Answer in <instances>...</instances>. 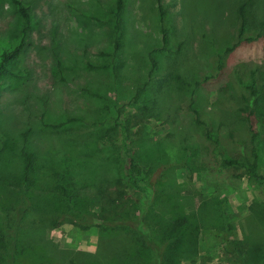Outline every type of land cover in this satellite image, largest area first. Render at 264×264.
Returning a JSON list of instances; mask_svg holds the SVG:
<instances>
[{
    "label": "rangeland",
    "instance_id": "1",
    "mask_svg": "<svg viewBox=\"0 0 264 264\" xmlns=\"http://www.w3.org/2000/svg\"><path fill=\"white\" fill-rule=\"evenodd\" d=\"M22 1L32 18L28 44L0 75V264H132L124 258L135 250L138 264H153L137 231H102L97 217L85 230L65 221L54 227L35 208L52 191L60 147L70 136L76 141L68 149L76 157L70 176L80 209L98 215L100 182L105 187L112 179L107 186L113 187L123 162L107 124L126 119L142 176L156 191L143 204L123 179L124 216L141 219L156 240L170 220L186 217L191 226L183 229L186 253L178 264H242L224 247L221 213L240 253L258 263L264 255V180L223 159L250 158L240 107L253 70L260 91L255 113L264 122V0H161L170 48H181L154 54L158 66L150 78L148 53L161 45L156 0H124L116 56L115 0ZM244 3L242 38L249 40L226 51L237 43ZM20 20L10 1L0 0V49L19 38ZM58 123L64 125L52 128ZM26 129L35 169L29 175L33 186L21 196L15 182L23 169L19 137ZM255 147L257 172L264 176V132ZM30 236L44 240L40 251Z\"/></svg>",
    "mask_w": 264,
    "mask_h": 264
},
{
    "label": "trees",
    "instance_id": "2",
    "mask_svg": "<svg viewBox=\"0 0 264 264\" xmlns=\"http://www.w3.org/2000/svg\"><path fill=\"white\" fill-rule=\"evenodd\" d=\"M10 3L15 7L19 17H20V35L18 39L10 42L8 46H4L0 49V75L5 72L10 64L24 49L28 44V35L32 27V18L30 14L29 7L22 0H9ZM157 1V9L159 13V20L161 22L160 32H161V45L155 49H152L148 55L150 56V69L148 78L151 77L152 73L158 66V60L154 56L156 53H179L181 46L178 45L175 50H172L169 45V35L168 29L163 25L166 12L163 9L161 0ZM124 8V0H115V8L113 12L114 18V37H113V53L116 56L118 48L120 47V37L118 36L119 31L121 30V13ZM245 3L240 5L238 8V33H237V43L226 48V51H231L238 42L242 40H249L247 38L243 39L242 35L246 30V15H245ZM251 77L249 82L246 84L248 89V96L243 98V104L240 107L242 113V118L248 126L250 132V142H251V151L250 158L246 162H241L238 159H223V163L226 166H231L232 168H237L239 170H244L249 176L264 180V176L258 174L257 172V151L255 147V142L259 134L264 132V122L259 119L261 116L256 115L255 107L257 105V98L260 95L259 90L256 87L255 81V72L254 70L250 73ZM148 83L146 82L144 86L146 87ZM195 114H198V110H195ZM69 122H74V119H69ZM63 123L52 124V128H60L63 126ZM101 125L105 126L103 123ZM108 132L113 131L114 134L118 137V140L121 145L122 150V165L116 168L115 173H117L116 182H114L113 187H109V180H105L107 185L103 187V182H100L101 186L98 187L99 193L102 196L104 202L101 209V212L96 215V213H90L84 209H80L82 203H80L77 198V191L74 189V183L70 176V172L73 168L72 161L76 160L74 154H72L68 149L74 145V138L68 136L60 148H62L63 158L60 160L61 170L59 174H56V182L51 187L52 191L41 197L40 203H37L35 206L36 209L44 212L43 220L47 223H50L52 226H56L60 221L70 222L73 225L78 226L79 228L85 230L89 229L96 223V217L100 220L98 223L102 231H113L116 229L119 230H128L132 233L136 231L138 234L137 237H142L145 239V245H147L148 250L152 253L150 256L154 257L153 264H178L180 258L183 257L186 253L184 249V234L183 229L188 226H191V223L185 217H177L172 220L167 225V230H163L161 233H158V239H153L145 233L144 227L141 225V219L132 221L124 216V212L120 211L121 207L119 206L120 201L123 197H126V191L123 186V179L128 182L132 189L137 190L141 194L140 201L143 204L147 202H152L155 197V184L152 180L147 181L142 176V170L138 165V162L133 154L132 147L130 145V120L126 119L125 121H112L107 124ZM30 129H26L21 133L19 137L20 147L19 152L22 158V173L19 178L16 180L15 185L19 186L20 195L24 196L26 194L27 188L33 186L32 180L30 178V173L35 169V152L28 145ZM209 133H207L208 135ZM70 137V138H69ZM89 144V143H88ZM87 144V145H88ZM59 148V149H60ZM57 152V151H56ZM52 154V153H51ZM98 185V184H97ZM6 196L3 202L8 200ZM147 201V202H146ZM24 205L26 203L24 202ZM27 206V205H26ZM26 206H23L18 211L19 214L25 213ZM82 207V206H81ZM1 210V209H0ZM4 215L7 216V213L4 212ZM124 216V217H123ZM220 218L223 220V232L222 235L224 247L226 250L235 252L242 264H264V255L260 256L258 263L255 260L254 262L249 261L244 258L243 253L239 251L238 243H234L229 238L228 230L230 228L229 224L226 223L225 217L223 214H219ZM59 217H63L59 219ZM190 234V232H189ZM36 245L38 251H40V246L38 243L44 240L38 239L37 241L30 236ZM257 248H260L257 246ZM134 253V252H133ZM139 252L135 250L134 257L129 256L125 257L124 261L132 264H138ZM121 260H123L121 258ZM120 260V261H121ZM119 261V262H120ZM123 261V262H124ZM118 263V262H117Z\"/></svg>",
    "mask_w": 264,
    "mask_h": 264
}]
</instances>
